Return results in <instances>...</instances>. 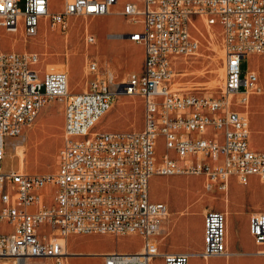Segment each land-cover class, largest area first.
Here are the masks:
<instances>
[{"label": "built area", "instance_id": "built-area-1", "mask_svg": "<svg viewBox=\"0 0 264 264\" xmlns=\"http://www.w3.org/2000/svg\"><path fill=\"white\" fill-rule=\"evenodd\" d=\"M22 1V5L19 4ZM119 0H0V26L33 34L40 20L66 29L73 14L100 15ZM118 12L139 26L128 37L142 44L141 67L124 80L89 57L84 88L67 89L65 69H41L33 50L0 49V264L66 252L71 233L104 232L141 236L138 250L100 252L103 264H188L190 253L159 251L155 235L167 203L149 197L153 173H200L226 187L230 176L245 183L264 179V148L251 146L247 116L232 104L230 92L260 91L257 73L240 61L264 52V0H122ZM198 16L221 28L223 89L204 95L175 87L172 74L180 55L193 53L191 25ZM84 43L94 42L85 31ZM139 94L143 123L138 129H92L116 94ZM52 98L63 100L62 140L52 172L19 171L3 164L4 139L19 133ZM163 149L156 151L157 138ZM225 212L203 214L202 247L197 255H226ZM48 225L45 229L44 226ZM249 231L264 254V209L249 216Z\"/></svg>", "mask_w": 264, "mask_h": 264}, {"label": "rangeland", "instance_id": "rangeland-1", "mask_svg": "<svg viewBox=\"0 0 264 264\" xmlns=\"http://www.w3.org/2000/svg\"><path fill=\"white\" fill-rule=\"evenodd\" d=\"M50 2L51 6L59 7L62 0ZM19 4L22 5V1ZM120 6L100 15L73 14L68 17L64 31L50 27L43 20L39 21L38 29L33 34L0 26V49L36 51L39 56L37 66L41 69L59 68L67 71L70 91L85 87L90 75L86 68L89 57L96 58L98 64L111 70L117 79L124 80L130 71L140 69L142 44L128 37V30L139 26V23L130 21L118 12ZM123 25L129 27L127 31H122ZM85 31L94 34V42L87 45L84 43ZM190 32L197 39V48L193 53L180 55L171 76L173 86L204 95H217L223 89L224 78L220 25L208 24L204 17L198 16L193 20ZM248 67L257 73L260 91H249L245 101L238 99L242 95L240 92H230L229 96L235 98L232 105L247 116L251 145L264 148V52H251L242 57L241 72ZM142 123V97L139 94L120 93L114 95L111 104L96 120L92 129H138ZM62 125L63 100L52 98L46 101L19 133L5 136V167L19 171L52 172L56 166L57 148L62 140ZM16 148L22 152L21 155L15 154ZM162 149V138L158 137L156 151ZM206 180L209 179L204 175L194 173H154L149 178L150 197H159L168 205V212L155 236L160 250H200L202 241L192 237L189 229L182 225L183 220L193 218L200 226L204 210L222 209L220 205L229 199L225 187H218L214 182L207 188L204 186ZM232 196L242 199V191L238 190ZM47 227L44 226L45 229ZM66 240L70 249L67 258L62 257L57 261L50 256H33L28 257V264H100L101 256L93 252L103 249L138 250L141 243V237L135 233L118 236L104 232L71 233ZM75 255L92 256L79 258ZM207 262L221 264L217 259L204 260V264ZM151 264H161L160 256L157 255Z\"/></svg>", "mask_w": 264, "mask_h": 264}, {"label": "crops", "instance_id": "crops-1", "mask_svg": "<svg viewBox=\"0 0 264 264\" xmlns=\"http://www.w3.org/2000/svg\"><path fill=\"white\" fill-rule=\"evenodd\" d=\"M118 2L119 4L115 3L112 6L111 11L115 7L120 6L122 0H119ZM119 8L117 10H119ZM123 27L124 29L122 31H127L129 28L126 25H123ZM80 89H76L74 91H77ZM253 147L263 148V147H258V146H253ZM15 154H18L17 148L15 151ZM175 174L179 175L183 173H173L171 175H175ZM194 174H200V173H194ZM165 175H168V174H165ZM238 182L239 181L233 175L228 178L227 185L225 187V192L229 193V199L224 205H220V208L224 210L225 217H226L225 243H226V247L229 253L226 254L225 256H221L219 254H211V255H207L203 257L199 255V256L194 257L193 260L195 262L197 261L199 264H204V260L206 259L208 261L217 259V260H220L221 264H264V254L256 252V249L258 248L259 245L254 241V238L249 231L250 214L253 211L264 209V179H260L255 175H250L245 183H241V182L238 183ZM238 190L242 191V199H236L235 197L232 196L234 195V193H237ZM148 193H149V185H148ZM150 198L155 199V200L160 199L159 197H150ZM160 200H163V199H160ZM182 225L186 226V228L189 229L192 237L195 240L202 241L203 217H202V223L200 226L197 225L196 221L193 218H185L183 220ZM158 249H159V243H158ZM106 250H115V249H103V250H99L93 253H96L95 255H100L102 258V255L100 254V252L106 251ZM134 250L135 249L120 250V251H134ZM159 251H164V250L159 249ZM75 256H79L80 258V257H89L92 255H75ZM156 256H154L151 259L150 264ZM191 256L192 255L188 257V264H191V259H192ZM200 258H204V260L201 261ZM100 264H103V258L100 260Z\"/></svg>", "mask_w": 264, "mask_h": 264}, {"label": "bare ground", "instance_id": "bare-ground-1", "mask_svg": "<svg viewBox=\"0 0 264 264\" xmlns=\"http://www.w3.org/2000/svg\"><path fill=\"white\" fill-rule=\"evenodd\" d=\"M181 56H182V55H181ZM221 70H222V69H221ZM222 74L224 75V68H223ZM67 89H68V85H67ZM19 147H20V146H19ZM21 147H22V146H21ZM17 153H18V154L20 153L19 148H17ZM21 154H22V152L20 153V155H21ZM65 251L70 253V249H69L68 245H67ZM189 253H190V255H192V256H191L192 259L190 258V259H191V264H196L195 261L193 260L194 257H196V254H195L196 251H189ZM67 254H68V253H67ZM67 254L61 256L60 258H62V257H63V258H67V257H66ZM27 259H28V258L25 259V261L23 262V264H28L29 261H28ZM197 264H198V263H197ZM207 264H209V262H207Z\"/></svg>", "mask_w": 264, "mask_h": 264}, {"label": "water", "instance_id": "water-1", "mask_svg": "<svg viewBox=\"0 0 264 264\" xmlns=\"http://www.w3.org/2000/svg\"><path fill=\"white\" fill-rule=\"evenodd\" d=\"M127 35H128V33H127Z\"/></svg>", "mask_w": 264, "mask_h": 264}]
</instances>
